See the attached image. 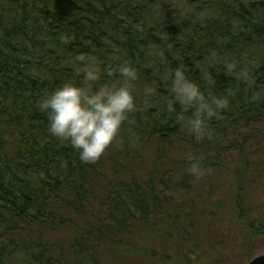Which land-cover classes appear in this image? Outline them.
I'll return each instance as SVG.
<instances>
[{
    "label": "trees",
    "instance_id": "trees-1",
    "mask_svg": "<svg viewBox=\"0 0 264 264\" xmlns=\"http://www.w3.org/2000/svg\"><path fill=\"white\" fill-rule=\"evenodd\" d=\"M64 36L74 39L65 42ZM213 52L245 64L253 87L227 74ZM80 53L96 58L104 79L119 76L107 75L118 64L137 68L136 107L95 161H83L69 142L53 137L37 108L64 81L80 79L71 63ZM178 65L213 94L233 92L229 107L209 123L213 135L190 149L183 145L196 138L166 107L167 74ZM257 90H264V0H0V264H97L106 256L101 241L120 260L123 239L136 223L156 237L186 233L190 212L180 206L164 217L158 212L156 180L166 176L177 189L187 187L193 158L209 170L213 162L199 144L262 121L264 92L255 96ZM177 142L175 158L169 149ZM107 171L113 175L107 211L103 220L88 222L95 186ZM241 195L232 202L248 230L252 220L237 200Z\"/></svg>",
    "mask_w": 264,
    "mask_h": 264
},
{
    "label": "rangeland",
    "instance_id": "rangeland-1",
    "mask_svg": "<svg viewBox=\"0 0 264 264\" xmlns=\"http://www.w3.org/2000/svg\"><path fill=\"white\" fill-rule=\"evenodd\" d=\"M198 142L200 140L195 139L183 148L190 149ZM177 145L178 142L172 143L173 150L169 149L175 158L179 155L174 149ZM198 149H202V155L213 162V166L209 170L199 168L197 173L192 172L187 187L177 189L174 184H168L166 176L156 180L160 196L158 212L164 217L178 206L190 212L192 226L187 232L173 231L171 236L156 237L147 232L142 223L132 224L123 239L122 249H126L120 260H113L117 250L103 246L101 241L98 245L106 250V256L97 264H246L264 253V119L237 125L224 138H216L214 144H199ZM151 152L149 149L144 153V166L148 168ZM144 166L139 175L145 184L147 169ZM239 175L244 179L241 183ZM111 180L113 175L107 171L95 186L86 211L88 222L103 220ZM238 187L239 192H236ZM238 194L241 195L237 198L240 206L252 220L248 230L236 219L232 201ZM62 238L66 240L68 235ZM51 242H56V236L51 237ZM187 254L188 260L183 259Z\"/></svg>",
    "mask_w": 264,
    "mask_h": 264
},
{
    "label": "clouds",
    "instance_id": "clouds-1",
    "mask_svg": "<svg viewBox=\"0 0 264 264\" xmlns=\"http://www.w3.org/2000/svg\"><path fill=\"white\" fill-rule=\"evenodd\" d=\"M63 39L67 42L74 37L64 36ZM211 57L213 61L222 60L226 73L246 87L252 88L255 84L249 68L241 61L221 58L217 52ZM71 63L80 79L64 81L38 100L37 108L47 115L48 131L53 137L69 142L83 161H95L113 142L129 112L136 107L137 68L124 62L108 69L109 77L119 73L116 79H104V70L94 57L80 53ZM167 78L171 92L166 106L168 112L174 113L177 122L194 138H210L213 130L209 123L229 107L232 90L213 94L201 82L191 79L183 65L171 69ZM205 79L208 84L215 83L207 74ZM261 92L264 90H257L255 96ZM199 168V161L193 158L191 171L195 174Z\"/></svg>",
    "mask_w": 264,
    "mask_h": 264
},
{
    "label": "water",
    "instance_id": "water-1",
    "mask_svg": "<svg viewBox=\"0 0 264 264\" xmlns=\"http://www.w3.org/2000/svg\"><path fill=\"white\" fill-rule=\"evenodd\" d=\"M246 264H264V253L253 257Z\"/></svg>",
    "mask_w": 264,
    "mask_h": 264
}]
</instances>
